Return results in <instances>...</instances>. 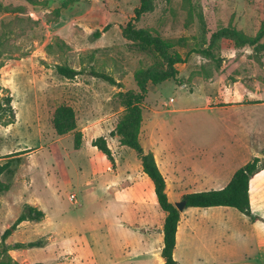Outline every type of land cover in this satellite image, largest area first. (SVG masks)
I'll list each match as a JSON object with an SVG mask.
<instances>
[{
    "label": "rangeland",
    "instance_id": "374dc122",
    "mask_svg": "<svg viewBox=\"0 0 264 264\" xmlns=\"http://www.w3.org/2000/svg\"><path fill=\"white\" fill-rule=\"evenodd\" d=\"M139 3L0 0V98L11 97L13 112L0 119V165L8 164L0 177L8 185L0 193V236L26 205L44 213L7 238L9 245L43 243L10 250L16 264H163L165 214L153 185L135 152L110 136L122 110L117 93L137 90L139 70L165 67L149 49L121 36ZM152 4L136 28L158 36L184 61L174 78L148 85L140 143L144 151L155 149L174 204L184 194L225 186L233 170L264 150V52L257 56L226 39L214 50L217 62L191 52L228 26L256 35L264 25V0ZM57 66L79 74L65 79ZM90 70L111 76L121 88ZM65 108L75 130L59 136L53 120ZM75 132L81 133L78 150ZM98 137L105 138L112 162L91 146ZM249 198V217L229 207L185 208L174 259L264 264V169L251 178Z\"/></svg>",
    "mask_w": 264,
    "mask_h": 264
},
{
    "label": "trees",
    "instance_id": "16d2710c",
    "mask_svg": "<svg viewBox=\"0 0 264 264\" xmlns=\"http://www.w3.org/2000/svg\"><path fill=\"white\" fill-rule=\"evenodd\" d=\"M0 5V13L3 11ZM153 9L152 0H140L139 5L133 10V18L124 27L120 28L121 36L126 41L139 47L149 49L159 57L164 66L163 68H148L139 70L135 76L137 86L136 91H121L117 93V99L121 111L117 116L115 128L110 132L111 137H116L121 147H125L135 152L140 161L141 170L151 181L155 193V199L160 210L165 214L162 226V247L160 257L163 264H179L173 257L176 244V232L180 221V213L174 204L169 201L166 193V183L161 174L154 156L149 151H144L141 146L139 135L142 122L141 103L147 93L149 84L157 85L176 76V65L184 60L170 52L166 42L158 36L153 35L145 29L136 28L135 23L145 14ZM107 25L103 31L109 29ZM99 35V34H95ZM264 25H261L256 35L248 36L241 30L234 27H225L211 34L209 42L201 48L191 50L192 53L203 55L214 62H217L214 50L219 48V41L226 39L231 41L235 47H251L253 52L260 56L264 52ZM56 72L65 79H73L79 74L78 71L67 66H57ZM90 75L101 79L110 85L121 88V84L116 82L111 76L94 70L89 71ZM13 115L11 108V97L0 98V119L4 116ZM10 123V122H9ZM8 122L3 125H8ZM53 127L57 135L62 136L75 130L73 114L68 109H60L53 120ZM73 146L75 150L81 147V133H74ZM91 146L101 152L107 160L113 161L111 151L106 144L104 137H98L91 142ZM261 158L253 157L249 162L238 168L230 178L229 182L221 189H211L196 193L184 194L181 201L185 202V208H214L229 207L236 209L245 216H250L249 184L252 177L264 169V150L260 152ZM8 168V164L0 165V177ZM8 190V185L0 181V193ZM44 218V213L30 205L23 208L21 214L13 224L7 228L0 236V264H16L9 256L10 250L41 248V241L28 243H15L9 245L7 238L16 228L25 221H40ZM256 219L255 217L252 218ZM42 264V263H37Z\"/></svg>",
    "mask_w": 264,
    "mask_h": 264
},
{
    "label": "crops",
    "instance_id": "0c3cea01",
    "mask_svg": "<svg viewBox=\"0 0 264 264\" xmlns=\"http://www.w3.org/2000/svg\"><path fill=\"white\" fill-rule=\"evenodd\" d=\"M153 131V124H152V127L151 128H149V131L147 132V134L149 135V137H151V132ZM141 129H140V135H139V140H140V142H142L141 141ZM147 149V151H149V152H151L152 154H153V156H154V159H155V162H156V164H157V166H158V168H159V170H160V172H161V169H160V167H159V164H158V162H157V155H156V151H155V149L153 148V147H146ZM235 171L233 170V172H232V175H233V173H234ZM162 174V173H161ZM145 175V174H144ZM163 175V174H162ZM232 175H231V177H232ZM163 177H164V179H165V176L163 175ZM230 177V178H231ZM230 180V179H229ZM229 180H228V182H229ZM227 182V183H228ZM165 183H166V191H167V181H166V179H165ZM226 183V184H227ZM224 187V186H223ZM223 187H220V188H212V189H221V188H223ZM249 187H250V184H249ZM208 190V189H207ZM167 193V192H166ZM249 200H250V198H249ZM197 209H199V208H197ZM27 222H29V221H25V222H22L21 224H25V223H27ZM176 237L178 238V232H176ZM8 244V243H7ZM176 246H177V241H176ZM174 251L176 252V250L174 249ZM173 255H174V252H173ZM174 257V256H173ZM129 263H131V262H125V261H119V263H117V264H129ZM140 263V262H139ZM138 264V263H137ZM142 264H147V263H145V262H142ZM222 264H245V263H240V262H228V263H222Z\"/></svg>",
    "mask_w": 264,
    "mask_h": 264
},
{
    "label": "water",
    "instance_id": "95a60500",
    "mask_svg": "<svg viewBox=\"0 0 264 264\" xmlns=\"http://www.w3.org/2000/svg\"><path fill=\"white\" fill-rule=\"evenodd\" d=\"M261 154H257L256 157H260ZM175 208L178 210L179 213L183 212V210H185V202L184 201H180L178 203H174Z\"/></svg>",
    "mask_w": 264,
    "mask_h": 264
},
{
    "label": "built area",
    "instance_id": "2783aa9c",
    "mask_svg": "<svg viewBox=\"0 0 264 264\" xmlns=\"http://www.w3.org/2000/svg\"><path fill=\"white\" fill-rule=\"evenodd\" d=\"M170 102H173V100L172 99H170ZM74 196H71V198H73Z\"/></svg>",
    "mask_w": 264,
    "mask_h": 264
}]
</instances>
